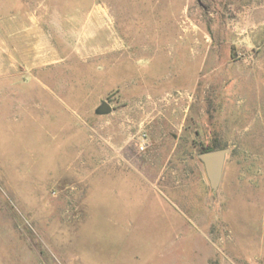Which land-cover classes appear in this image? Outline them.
Instances as JSON below:
<instances>
[{
    "label": "rangeland",
    "instance_id": "rangeland-1",
    "mask_svg": "<svg viewBox=\"0 0 264 264\" xmlns=\"http://www.w3.org/2000/svg\"><path fill=\"white\" fill-rule=\"evenodd\" d=\"M0 264H264V0H0Z\"/></svg>",
    "mask_w": 264,
    "mask_h": 264
},
{
    "label": "water",
    "instance_id": "water-1",
    "mask_svg": "<svg viewBox=\"0 0 264 264\" xmlns=\"http://www.w3.org/2000/svg\"><path fill=\"white\" fill-rule=\"evenodd\" d=\"M112 111V107L107 100H101L100 104L95 109L97 115H107ZM226 149H214L204 151L198 155V158L203 164L206 176L210 187L215 190L220 182L224 157Z\"/></svg>",
    "mask_w": 264,
    "mask_h": 264
},
{
    "label": "trees",
    "instance_id": "trees-1",
    "mask_svg": "<svg viewBox=\"0 0 264 264\" xmlns=\"http://www.w3.org/2000/svg\"><path fill=\"white\" fill-rule=\"evenodd\" d=\"M210 150H214V148H206V149L203 150V152L204 151H210Z\"/></svg>",
    "mask_w": 264,
    "mask_h": 264
}]
</instances>
